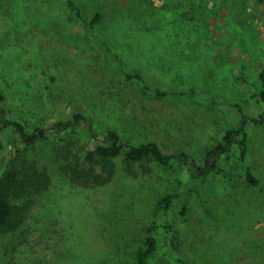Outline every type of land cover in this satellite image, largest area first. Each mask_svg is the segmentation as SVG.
<instances>
[{
    "label": "rangeland",
    "instance_id": "374dc122",
    "mask_svg": "<svg viewBox=\"0 0 264 264\" xmlns=\"http://www.w3.org/2000/svg\"><path fill=\"white\" fill-rule=\"evenodd\" d=\"M73 1L87 17L103 13L95 36L70 17L66 0H0V90L11 116L33 126L61 111L89 112L124 139L156 140L167 152L186 147L200 157L210 136L236 124L240 106L251 117L263 114L255 87L234 76L255 80L264 63V6L250 0ZM174 3L181 7H164ZM99 37L118 47L127 68L137 65L152 84L194 87L196 96L167 98L165 116L156 121L150 108L140 107L138 87L112 69ZM140 46L147 47L149 63L134 55ZM187 116L208 119L214 130L208 126L203 134L191 128ZM247 130L246 160L224 159L225 171L212 176L201 195L189 197L191 221L177 229L176 247H166L157 264H264V123L250 119ZM16 138L11 132L0 135V166ZM37 149L50 156V149ZM246 166L258 185L248 182ZM164 168L155 164L131 177L144 182L119 212L109 210L110 200L125 179L97 188H71L58 180L48 204L30 207L25 228L0 235V264H128L157 218L154 202L185 184L184 172ZM171 209L180 214V196ZM112 216L118 218L114 225Z\"/></svg>",
    "mask_w": 264,
    "mask_h": 264
},
{
    "label": "trees",
    "instance_id": "16d2710c",
    "mask_svg": "<svg viewBox=\"0 0 264 264\" xmlns=\"http://www.w3.org/2000/svg\"><path fill=\"white\" fill-rule=\"evenodd\" d=\"M66 1L71 10L70 17L83 23L86 34L95 36V29H98V24L103 21V13L96 11L91 17H87L73 0ZM250 1L255 5L264 6V0ZM175 6L181 7L176 3L164 4L166 8ZM182 32L187 38H192L189 33H184L183 30ZM126 36L128 35L124 36L126 44L135 49ZM96 42L107 61L112 63V69L118 71L125 82L138 87L140 107L145 104L150 108L156 121H159L160 116H165L163 113L167 111L170 103L167 98L196 96L194 87H160L152 84L137 65H132L134 69H128L129 65L118 47L114 49L102 37L100 40L96 38ZM146 48L140 46V50L135 51L134 55L141 60L147 59ZM145 62L149 63L150 60L147 59ZM234 77L255 87L254 96L257 103L260 102L262 105L263 114L260 117H251L241 109V104L234 103L235 106H240L241 114L236 124L225 128L221 134L210 136L208 139L210 142L203 144L207 150L200 157L186 147H178L167 152L156 140L124 139L116 129L101 124L98 118L89 112L64 115L61 111L52 121L30 126L25 120L11 116L7 107V97L0 90V135L11 132L19 141L13 143L7 159H2L4 162L0 166V235L20 232L25 228L30 207L37 204L40 208L48 204L49 197L57 194L54 188L58 180L71 188H97L109 185L114 179H125V185L118 187L110 200L109 210L119 212L123 203L125 205L127 195L132 196V190L144 182L139 180L136 184L131 177L139 171L143 173L152 171L156 164L164 166V169L179 170L186 175L185 184L179 193L164 192L156 202L154 199L150 200V207L143 211L144 214L149 212L154 202L157 218L151 220V226L146 228L138 239V247L134 249L133 258L128 264H157L166 247L172 248V245L176 247L175 239L180 237L177 229L183 231L182 226L191 219L188 208L192 201H189V197L193 194L201 195V190L211 177L225 169L221 166L224 159L244 162L249 152L250 135L247 127L250 119L258 124L264 123V63L261 64L255 80L250 81L241 75ZM199 99L207 100L205 96ZM185 118L191 124V128L194 127L203 134L208 126L214 130L208 119L194 120L190 116ZM38 146L50 149V156L39 154ZM31 150L38 151L33 154ZM245 168L250 185H258L259 178L249 166ZM151 182H153L151 179L146 181L148 185ZM134 185L135 187L130 189ZM153 196L151 193V198ZM176 196H180L182 203L180 214H174L171 209ZM204 203L208 204V201ZM117 219L110 218V223L114 225ZM119 250L121 249L116 247L115 254L119 255ZM174 256L178 257L177 254Z\"/></svg>",
    "mask_w": 264,
    "mask_h": 264
}]
</instances>
